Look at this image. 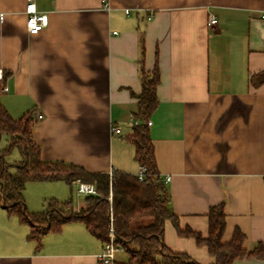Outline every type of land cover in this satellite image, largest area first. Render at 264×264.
Instances as JSON below:
<instances>
[{
	"label": "crops",
	"instance_id": "obj_1",
	"mask_svg": "<svg viewBox=\"0 0 264 264\" xmlns=\"http://www.w3.org/2000/svg\"><path fill=\"white\" fill-rule=\"evenodd\" d=\"M104 1L35 0L49 26L30 35L26 0H0L2 105L14 119L35 111L33 137L44 161L136 176L128 138L143 89L140 65L151 72L158 62L149 128L180 227L206 237L209 210L223 203V242L240 230L245 250L264 244V0ZM30 232L0 213V264H99L104 244L81 222L43 236L40 247ZM164 242L198 264H215L170 221ZM117 254L115 263L128 261Z\"/></svg>",
	"mask_w": 264,
	"mask_h": 264
},
{
	"label": "trees",
	"instance_id": "obj_2",
	"mask_svg": "<svg viewBox=\"0 0 264 264\" xmlns=\"http://www.w3.org/2000/svg\"><path fill=\"white\" fill-rule=\"evenodd\" d=\"M144 56V47H142ZM143 89L138 99V112L133 134L128 138L135 147V160L146 168L144 181L122 171L92 173L77 165L47 162L41 157L33 130L37 122L35 111L30 110L14 119L0 101V141L7 136V146L0 150V205L8 216L30 226V241L40 247L43 236L60 233L69 222H81L95 239L105 244L110 235L115 245L128 255L124 264H198L185 254L172 252L164 242L165 225L170 221L179 236L193 238L205 246L215 264H235L248 259L264 262V244L253 250L244 249L245 235L235 230L228 243L223 242L226 229L224 204L212 206L208 213L209 232L206 237L190 228L182 229L179 217L170 208V195L160 176L148 121L158 106L157 87L160 83L158 62L151 72L140 65ZM264 81V72L261 74ZM3 81H0V96ZM21 159L8 162L13 151ZM30 182H64L70 187L67 201L49 200L43 212L28 210L24 191ZM94 185L98 195L86 196L85 208L74 211L73 186L76 183ZM99 264H103L99 262ZM117 264V263H116Z\"/></svg>",
	"mask_w": 264,
	"mask_h": 264
},
{
	"label": "built area",
	"instance_id": "obj_3",
	"mask_svg": "<svg viewBox=\"0 0 264 264\" xmlns=\"http://www.w3.org/2000/svg\"><path fill=\"white\" fill-rule=\"evenodd\" d=\"M26 27L27 31L30 35H38L41 31L46 29L49 26V16L46 13L40 12L37 10L35 0H26ZM106 2L103 0V3ZM106 4L105 6H107ZM128 13V12H127ZM262 19L264 20V13L262 14ZM151 16L149 17V19ZM0 19H3V15L0 14ZM218 20L215 15H211L209 17L208 25L211 27L216 26ZM0 81H3V78H0ZM8 89L6 86L1 88L2 92H6ZM39 119H42L43 116L39 115ZM132 124L134 126L139 124V121L134 119ZM148 126H152V122L148 121ZM113 131L117 134L121 133V130L118 127H114ZM113 173V172H112ZM111 173V175H112ZM146 174V168L144 166H139V171L136 175L139 181H144ZM167 180H170L168 177ZM90 195H98L97 190L94 185L85 184V183H76V196L86 197ZM119 248L115 245L114 235H110V240L104 244L101 253L98 255L99 262L103 264H116L115 263V255Z\"/></svg>",
	"mask_w": 264,
	"mask_h": 264
},
{
	"label": "rangeland",
	"instance_id": "obj_4",
	"mask_svg": "<svg viewBox=\"0 0 264 264\" xmlns=\"http://www.w3.org/2000/svg\"><path fill=\"white\" fill-rule=\"evenodd\" d=\"M7 140V136L2 137L0 141V150H4L6 148ZM20 159V154L15 150L7 160L13 165ZM71 195L70 187H68L64 182H30L27 184L24 191L26 204L27 200L30 202L28 210L32 213L43 212L46 208V203L49 200L55 199L58 201H67ZM84 198L85 197L82 196H76V186H73L74 205H78V203H80ZM4 212L8 216L6 210L0 205V213L4 214ZM126 255L127 254L122 249L118 250L117 257L123 259Z\"/></svg>",
	"mask_w": 264,
	"mask_h": 264
},
{
	"label": "water",
	"instance_id": "obj_5",
	"mask_svg": "<svg viewBox=\"0 0 264 264\" xmlns=\"http://www.w3.org/2000/svg\"><path fill=\"white\" fill-rule=\"evenodd\" d=\"M14 165L16 166V164H13V166H14Z\"/></svg>",
	"mask_w": 264,
	"mask_h": 264
}]
</instances>
